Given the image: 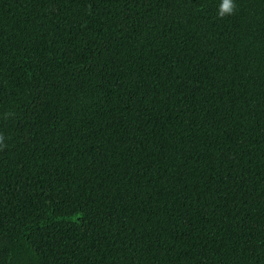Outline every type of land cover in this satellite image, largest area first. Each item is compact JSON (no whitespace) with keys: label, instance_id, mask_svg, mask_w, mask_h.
<instances>
[{"label":"trees","instance_id":"trees-1","mask_svg":"<svg viewBox=\"0 0 264 264\" xmlns=\"http://www.w3.org/2000/svg\"><path fill=\"white\" fill-rule=\"evenodd\" d=\"M0 0V264H264V0Z\"/></svg>","mask_w":264,"mask_h":264},{"label":"clouds","instance_id":"clouds-1","mask_svg":"<svg viewBox=\"0 0 264 264\" xmlns=\"http://www.w3.org/2000/svg\"><path fill=\"white\" fill-rule=\"evenodd\" d=\"M236 10V5L234 0H221V3L218 5L217 16L223 18L225 15H232ZM4 136L0 134V147H4L3 144Z\"/></svg>","mask_w":264,"mask_h":264}]
</instances>
